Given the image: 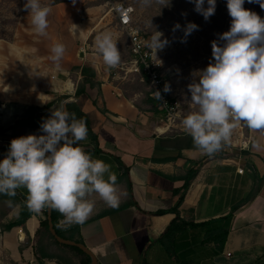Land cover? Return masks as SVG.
<instances>
[{"label":"crops","instance_id":"0c3cea01","mask_svg":"<svg viewBox=\"0 0 264 264\" xmlns=\"http://www.w3.org/2000/svg\"><path fill=\"white\" fill-rule=\"evenodd\" d=\"M105 18L102 7L91 20H78L76 11L59 16L58 26L65 28L61 30L67 39H43L40 58L48 68L26 79L24 87L0 88V135H44L43 120L58 108L87 115L94 135L88 133L79 146L111 165L120 204L112 208L92 194L95 207L86 222L60 226L94 253L97 264H264V147L253 148L257 140L264 145V132L241 123L231 142L212 156L199 150L188 132L169 134L155 114L123 96L112 68L96 53L98 34L111 32L118 49L122 38L114 28H106ZM57 42L66 52L50 69L46 61L52 60ZM10 46L13 49L14 43ZM87 78L97 83L92 98L77 97ZM242 132L252 137L246 150L233 144ZM10 143L0 140V160ZM192 170L198 173L177 218L173 210ZM16 194L27 199L28 192L21 187ZM21 209L17 206L2 218L0 264H58L36 252L46 209L32 213L25 225L5 230L20 219Z\"/></svg>","mask_w":264,"mask_h":264},{"label":"clouds","instance_id":"9594fccd","mask_svg":"<svg viewBox=\"0 0 264 264\" xmlns=\"http://www.w3.org/2000/svg\"><path fill=\"white\" fill-rule=\"evenodd\" d=\"M75 2V0H74ZM195 10L208 20L216 12L217 0H190ZM246 0H227L232 18L230 30L212 42L214 63L200 71L198 82L188 85L191 103L197 110L181 121L191 135L194 145L209 156L231 142L233 131L244 123L250 130L264 132V19L244 8ZM264 9V0H247ZM205 3L208 7L205 8ZM24 10L29 12L34 31L47 35L50 8L42 0H26ZM125 16L132 9L116 6ZM188 23L184 29L186 38L198 29ZM181 28L177 23L173 31ZM156 30L149 47L157 56L169 41ZM220 41L224 43L221 45ZM96 53L108 68L121 63V52L111 32H103L95 38ZM51 59L59 62L66 52L63 43H55ZM165 92L171 87L165 84ZM161 98L159 91L155 92ZM44 135H27L11 141L7 155L0 160V195L14 197L18 188L27 189V208L35 214L47 209L58 211L64 217L61 226L83 224L94 210L89 199L98 194L108 206L118 208V177L111 165L93 159L79 142L88 136L87 124L77 119L75 113L58 108L43 120ZM257 140L253 148L259 150ZM12 206V201H8Z\"/></svg>","mask_w":264,"mask_h":264},{"label":"rangeland","instance_id":"374dc122","mask_svg":"<svg viewBox=\"0 0 264 264\" xmlns=\"http://www.w3.org/2000/svg\"><path fill=\"white\" fill-rule=\"evenodd\" d=\"M59 1L61 3L57 4ZM25 2L26 0H0V88L11 87L15 90L17 86L24 87L26 79L35 78V72L48 68L40 58L43 39L46 37H51L53 40L56 39L54 37L67 39L61 30L65 28L58 26L59 16L71 15L76 11L77 19L81 16L82 20H91L96 17L97 8L102 7L106 12V28H114L112 32L122 36L119 42L121 63L118 67L112 68L115 86L123 96L135 102L140 109L148 111L150 115L155 114L154 119L157 120L158 125L162 128H170L169 134L174 135L187 132L181 121L197 110V106L191 103L188 85L198 82V73L206 69L210 62L214 63L212 42L218 41L220 35L230 30L232 20L227 8V0H217L216 12L208 20L195 10V4L190 0H75V2L74 0H42V4L50 8V13L47 35L41 36L34 31L29 12L24 10ZM117 2L135 7L134 24L145 37L149 51L152 52L148 45L151 35L156 30L164 34L162 39H168L169 44L158 51L157 56L153 54V58L163 65L166 84L171 87L169 99L177 106V119L165 113L154 112L153 105L149 101L150 85L143 82L139 75L122 70L123 63L131 59V49L128 34L118 26L117 18L111 13L114 3ZM206 7H208L207 3H205ZM244 8L264 19V9L259 4L248 3L246 0ZM177 23L181 28L173 31ZM188 23H195L199 27L186 38V42H181ZM10 43H14L13 49ZM223 43L220 41L221 45ZM46 62H49L50 69L55 64H59L53 60ZM7 208L8 204L3 205L0 202V226H2L3 212ZM50 244V253L70 260L74 264H80L82 256L78 252L58 245L54 241H50Z\"/></svg>","mask_w":264,"mask_h":264},{"label":"built area","instance_id":"2783aa9c","mask_svg":"<svg viewBox=\"0 0 264 264\" xmlns=\"http://www.w3.org/2000/svg\"><path fill=\"white\" fill-rule=\"evenodd\" d=\"M116 6H120L123 9L131 8L132 11L128 12L125 16H121L116 11ZM111 13L117 18L118 26L122 27L128 34L130 42L131 59L123 63L122 70L135 73L141 77L143 82H147L151 88V97L157 101L158 111L177 119V106L169 99L171 91H164L166 78L165 72L162 69L163 65L160 61L154 60L153 53L147 48L145 37H143L139 28L134 24L135 7L124 2H117L114 3ZM156 91L161 93L160 99L155 95ZM251 138L252 137H247L246 134L242 132V135L239 134V137L233 139V144L246 150L250 148ZM239 172L243 173L244 170L241 169Z\"/></svg>","mask_w":264,"mask_h":264},{"label":"trees","instance_id":"16d2710c","mask_svg":"<svg viewBox=\"0 0 264 264\" xmlns=\"http://www.w3.org/2000/svg\"><path fill=\"white\" fill-rule=\"evenodd\" d=\"M58 3H61V2L59 1L57 2V4ZM96 88H97V83L93 79L87 78L84 80V85H81L78 88L76 96L80 97L82 95H88V97L92 98V95L94 94V91L96 90ZM100 94H101V89L98 88L97 96ZM149 101L153 105L154 112L159 114L160 112L158 111L157 101L151 97V94H150ZM94 102H95V105L97 106V102L96 101ZM74 113L78 117L86 118L85 122L87 124L88 133L90 135H94L93 130L91 128L90 120L88 119L87 115H85L82 112H74ZM197 173H198V170H192L191 172H189V175L186 178V184L183 189V194L180 196L179 201L173 210V212L177 214V218H179V208L185 199L186 192L188 191L190 183L196 177ZM9 200L12 201V206L9 205L8 203ZM26 200L27 199H22V197L18 194H16L14 197H9L7 195H0V201L4 202V204H8L7 210L3 212V217L8 215L9 210L17 206H22L20 219L10 223L9 225L4 226L6 231H11L15 227L25 225L27 220L32 216V212L27 208ZM45 213H46V219L42 221L41 230L38 232V235H37L38 237V244H37V250H36L37 254L40 256L41 259L57 260L58 262H61L59 264H74L70 260H66L64 258L58 257L50 253L49 251L51 248L50 241H54L58 245H62V244H60L51 234L50 229H49L47 209ZM62 217L63 215L59 213L58 211L52 212L53 224H54V228L57 234L64 239L75 241L74 235H72L71 233L69 234L64 229H62V227L60 226ZM75 242L79 243V241H75ZM62 246L78 252L82 256L80 264H92L91 258L80 248L68 246V245H62Z\"/></svg>","mask_w":264,"mask_h":264},{"label":"water","instance_id":"95a60500","mask_svg":"<svg viewBox=\"0 0 264 264\" xmlns=\"http://www.w3.org/2000/svg\"><path fill=\"white\" fill-rule=\"evenodd\" d=\"M15 138H19V137H15L11 135H0V140L2 141H12ZM47 212H48L49 229L53 237L62 245H68V246L80 248L82 251H84L87 255H89L92 258L93 261L92 264H97V258L95 257L94 253L91 250H89L84 244H80L72 240L64 239L57 234L52 219L53 211L47 210Z\"/></svg>","mask_w":264,"mask_h":264}]
</instances>
